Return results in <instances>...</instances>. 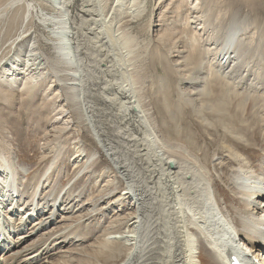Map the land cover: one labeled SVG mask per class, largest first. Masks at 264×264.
I'll list each match as a JSON object with an SVG mask.
<instances>
[{"label":"bare ground","instance_id":"bare-ground-1","mask_svg":"<svg viewBox=\"0 0 264 264\" xmlns=\"http://www.w3.org/2000/svg\"><path fill=\"white\" fill-rule=\"evenodd\" d=\"M7 2L0 20L13 12L22 27L12 41L13 56L0 65V112L16 102L36 100L42 106L50 97L44 106L50 103L54 114L42 113L38 105L34 113L49 122L43 146L51 147L53 158L23 185L20 172L28 170L0 150V227L6 236L0 264H240L243 256L242 264H264V161L256 167L247 158V127L228 131L234 146L222 144L225 150L215 151L208 167L187 146L166 138L144 94L143 66L152 41L148 34H133L131 26L146 17L150 1ZM214 6L213 0H193L183 24L193 34L185 37L186 44L182 38L183 48L171 56L181 84L190 88L184 93L187 103L212 94L216 81L229 87L234 79L250 78L254 88L264 73V49L248 33L250 16L215 20ZM219 11L227 14L226 8ZM168 16H160L156 26H164ZM259 97L264 101V96L255 100ZM71 151L77 173L62 186L58 169L63 175ZM124 208V216L117 217ZM35 213L34 226L22 232ZM112 216L100 232L81 228ZM18 220L22 223L11 225ZM51 222L58 226L48 229ZM52 232L74 241L69 238V248L52 253ZM90 233L101 234L86 246ZM31 237L45 240L37 248L34 242L22 246ZM39 255L52 261L40 262Z\"/></svg>","mask_w":264,"mask_h":264},{"label":"rangeland","instance_id":"rangeland-1","mask_svg":"<svg viewBox=\"0 0 264 264\" xmlns=\"http://www.w3.org/2000/svg\"><path fill=\"white\" fill-rule=\"evenodd\" d=\"M7 1L8 0H0V5H1L0 8L2 7L4 8L6 4L8 3ZM147 1L148 2L150 1V2L148 5L149 8L146 11V17H144L145 16L144 15L140 20L139 19L135 20L134 21L135 23L134 22H133L134 24L132 23L131 27L133 28H131V32L135 35L137 33V35L140 36V38H145L148 34V38H150V40L149 39L148 40L152 41L151 45L148 43L149 47L147 46L150 50V56L147 59L146 64H144L143 66L144 70H143L142 83H145L144 87L146 89L145 90L146 93L144 94L145 96L149 97L151 106L154 109L153 112L155 113L156 118L158 117L157 119L159 121V124L162 126V129L166 135V138L171 142L180 143V144L187 146L193 153H195V155L198 156V158L201 159V161L204 164H206L209 167L211 158L213 155H215V151L219 152L220 149L223 150L224 149L223 145H226V144L233 145L232 144L233 142L231 141L232 138L228 131H232L234 128H238L241 125L240 127H247L248 130L246 129V131L244 132L246 133L245 140L247 141V143L251 145L248 148H246L245 154L252 164H254L256 167H261V162L264 161V131H263L264 130V116L262 117L263 113L260 110H261V106L264 104V101H263V97L262 98L259 97L258 100H255V99H256V96H264L263 94L264 84H262L264 83V80H262L264 79L263 77L264 73L262 74L263 78L260 77L261 79L260 83L255 85L254 88H251L252 86H250V82H251L250 78H248V81L244 78L242 79L239 78L238 80L234 79V82L236 81V83L229 85V87L227 84L225 85V83H219V81L218 82L216 81L214 82L213 87L210 88V93L212 94L207 95L199 103H195V102L191 103V101L190 103L189 102L187 103L186 98H185L186 96L184 95V93L185 92L188 93L190 88H187L186 85L181 84L182 75H180V73L176 70V68H174L175 66L172 65L171 56L174 54H177L175 50H178L179 48L180 49L183 48L184 42H185L184 44H186L187 40L185 39V37L193 34L192 31L194 30L191 28V26L189 28L188 26L183 25L185 24V21H187L186 19L187 10L186 9L189 7L191 3H193V0H179V1L178 0L177 1L176 0H147ZM213 1L215 4L217 3V6H218L217 8L214 6V10L212 11L215 20L218 17L220 18L221 16H222L221 18L227 17L225 19H228L232 17V15H234L235 13H238V14L241 13L240 15L246 18L250 16L249 20H251L250 22L252 23L251 24L252 28L251 26H249L251 30H249L248 33L253 34L255 36L256 41L254 40L255 42L254 45L257 46L259 43L264 49V39L260 37L262 36L261 35L262 33L264 34V0H213ZM210 7H212V4L210 5ZM219 7L226 8L227 14H225V11L220 12ZM165 9L168 10L170 13L168 12V14H166L165 12H163ZM6 12L8 11L5 9V13ZM162 15H169V16L167 17V20L165 21L164 26L162 25L158 27L156 25L158 23H161V22H158V20L161 19L160 16ZM12 16H13V12L10 13V16H9L10 18L7 17L8 19L6 18L3 20L2 18L0 20V23H1L0 24L1 26L0 27V65L2 63H5L7 59H10L11 56H13V51L11 50L13 49L14 46H12V44L14 40L17 38L16 35L19 34V31L21 29L20 27H22V24L20 23V21H18V18L14 16L12 17ZM213 20L214 19L212 18V21ZM227 22L228 21H226V24ZM222 23H224V21H222ZM177 24L179 25L177 26ZM175 25L178 27V29ZM165 26H167L168 28H166ZM171 26L174 29L171 28ZM179 26L181 29L179 28ZM194 26L195 24L192 25L193 28ZM198 26L199 25H197L196 27ZM186 27L187 29H189L188 31ZM167 29H170V30H167ZM27 30H29V28H27ZM154 30L156 31V33L154 32ZM157 37H160V39ZM151 38L153 40H151ZM161 38L163 39V41ZM182 38H183L182 40L183 43L181 41ZM156 40H158L159 42H156ZM203 44L204 43H201L202 46ZM262 53H264V50H262ZM169 62H171V64ZM244 68H245V65H244ZM192 69H193V66L191 70ZM225 69L226 68L222 69V72L225 71ZM245 75H247V73H245ZM243 83L244 85H242ZM251 83L254 84L253 82ZM47 89L48 88L46 86L45 90ZM208 96H210L209 99H208ZM49 99L51 98L50 97L48 99L46 98V103L49 102ZM41 104L42 103L40 101L35 100V101H32V103L30 104L26 103V105L20 106L16 102L13 105V108L11 109L6 108L4 111L0 112V115H1L0 119L3 121V122H0V150L4 149L5 151H7V154L8 155L10 154L9 155L10 158L13 159V161H10V160L9 161L16 163V166H18L19 169L22 168V170L24 169L28 170V174L20 172V175L22 174L21 181L24 182L23 185H27L31 177H33L34 173H37V172L41 173L40 170H43L42 168L45 166V164L50 162L51 159L53 158L52 157L53 154L49 152V149L51 147L43 146L47 142L46 133L48 131H45V130L48 129L49 122H47V119H45L43 115L38 117V115H36L34 112L38 108V110L40 109L42 113L44 112H51V114H54V113H52L53 109L51 110L52 107L50 103L49 105H46V107L44 106L45 104H43L42 106ZM30 105H31V109L28 108V106ZM197 105L199 106L197 107ZM251 106H253V108ZM44 107L45 109H43ZM4 121H6V123H4ZM7 129L10 132H8ZM41 129L45 132H43ZM7 140L9 141V143ZM6 146H7L6 149L3 148ZM241 146L242 148H245L244 145H241ZM73 156H74V151H71L67 156L68 157L67 159L68 160L70 159V160L67 161L68 165L65 166L66 169L63 170V175L59 173L61 167H59L58 173L56 171L59 177L60 176L61 178L64 177L61 181L62 186L67 184L68 180L71 181L76 176L77 170L75 171V168L72 165ZM92 186L93 184H90L88 188L90 187L93 188ZM93 191H96V190L93 188ZM40 193L44 194L45 196V189H41L39 191V194ZM94 194L97 195V193H94ZM126 206H130V205L126 204ZM126 209L128 208H124V210H122V212H120V214H117L116 216L117 217H119V215L124 216ZM112 211H113L112 213L115 212V210H112ZM37 217L38 215L36 214L32 216L30 221L23 223L22 231L24 232V228H25L24 224L27 229L28 228L31 229L34 226L32 221L37 220ZM113 217L114 216H112V218H109L107 220L106 219L100 220V218H98L97 221L93 223L91 220L85 223L83 227L81 228L83 229L84 226L86 225L90 227L89 229L91 233L95 231L100 232L101 230H103L104 227H106L108 223H110V221H113L112 220ZM59 219L60 218L58 217V220ZM73 221L77 223L75 219ZM10 222H11V225L13 226L15 223L16 224L22 223L19 220L16 222L14 221H10ZM66 223L69 224L72 222L67 221ZM50 225L52 226H50L48 229L58 226L57 223H53V222H51ZM43 229L45 228L43 227L42 229H40V233L38 235L43 233L42 231ZM20 232L21 230L18 231V233ZM53 234L54 233L52 232V235ZM100 234L101 233H98V234L94 233L93 235L91 234L94 238L92 236H91L92 238L89 237V241L84 243V245L90 246L92 242L94 243L95 239ZM53 236L55 237V239L57 238L58 239L63 238V239L60 242L61 244H56L55 239H54L55 241L51 240L52 247L50 251H53L52 253L58 254L57 252L62 250L64 247L65 248L70 247V241L72 237H70L69 235H65V236L62 235L60 237H58L57 235H53ZM66 238L67 240H65ZM32 240H33L32 237L28 238L25 242H23L22 246H28L29 244L34 242L37 248L38 246H41V243L45 239H42V238L36 239L35 241H38L37 243H35V241H32ZM42 257L43 256L41 255H39L38 257L40 262H45V261H50V260L52 261V259L48 257H46V259L43 260Z\"/></svg>","mask_w":264,"mask_h":264}]
</instances>
